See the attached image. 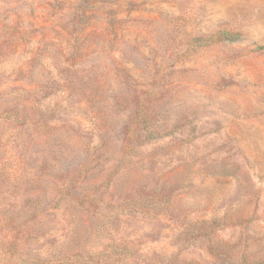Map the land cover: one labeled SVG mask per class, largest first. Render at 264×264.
<instances>
[{
	"label": "rangeland",
	"instance_id": "374dc122",
	"mask_svg": "<svg viewBox=\"0 0 264 264\" xmlns=\"http://www.w3.org/2000/svg\"><path fill=\"white\" fill-rule=\"evenodd\" d=\"M211 244L264 264V0H0V264Z\"/></svg>",
	"mask_w": 264,
	"mask_h": 264
},
{
	"label": "trees",
	"instance_id": "16d2710c",
	"mask_svg": "<svg viewBox=\"0 0 264 264\" xmlns=\"http://www.w3.org/2000/svg\"><path fill=\"white\" fill-rule=\"evenodd\" d=\"M145 121V120H144ZM127 133V132H126ZM127 138L128 139H134V138H136V133L134 132V133H132L131 135L130 134H128L127 133ZM84 199H82V198H80L79 200H78V204L79 205H85L84 204ZM208 247H209V249L212 251V253L213 254H219V256H224V258H222L221 259V262L219 263V264H245V262H244V260H243V258H242V256L240 255V256H238V258H235L233 255L232 256H230V254H228V255H223V251H221L219 248H217V247H213L212 246V244L211 245H208ZM226 257V258H225Z\"/></svg>",
	"mask_w": 264,
	"mask_h": 264
}]
</instances>
